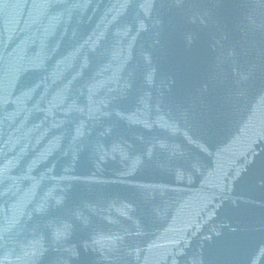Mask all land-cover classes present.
Masks as SVG:
<instances>
[{"label": "water", "instance_id": "obj_1", "mask_svg": "<svg viewBox=\"0 0 264 264\" xmlns=\"http://www.w3.org/2000/svg\"><path fill=\"white\" fill-rule=\"evenodd\" d=\"M0 264H264V0H0Z\"/></svg>", "mask_w": 264, "mask_h": 264}]
</instances>
